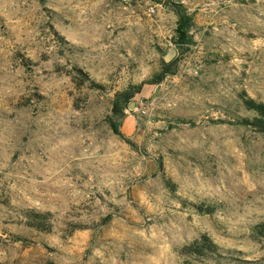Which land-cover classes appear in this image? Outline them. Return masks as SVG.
<instances>
[{"label": "rangeland", "instance_id": "rangeland-1", "mask_svg": "<svg viewBox=\"0 0 264 264\" xmlns=\"http://www.w3.org/2000/svg\"><path fill=\"white\" fill-rule=\"evenodd\" d=\"M241 96L264 102V0H0V264H264ZM203 234L219 256L181 251Z\"/></svg>", "mask_w": 264, "mask_h": 264}, {"label": "trees", "instance_id": "trees-1", "mask_svg": "<svg viewBox=\"0 0 264 264\" xmlns=\"http://www.w3.org/2000/svg\"><path fill=\"white\" fill-rule=\"evenodd\" d=\"M190 26V19L186 15L179 13L176 33L179 40L184 43L188 39V28ZM162 71L155 76L156 83L160 82L166 74H168L172 68L174 60L169 62L162 61ZM241 105L243 109L248 112L246 116H239L236 122L239 124L246 125L253 128L258 132H264V102L256 101L249 96H241ZM113 131L116 134L122 136L121 132L116 128L114 123H111ZM49 212H36L30 211L27 216L25 223L27 226L36 228L38 230L50 231L52 222L49 219ZM73 228H70L71 231ZM256 232L264 237V220H261L256 225ZM182 252L194 255H214L219 256L221 251L218 244H216L209 236L203 234L199 238H196L192 242L182 247Z\"/></svg>", "mask_w": 264, "mask_h": 264}, {"label": "water", "instance_id": "water-1", "mask_svg": "<svg viewBox=\"0 0 264 264\" xmlns=\"http://www.w3.org/2000/svg\"><path fill=\"white\" fill-rule=\"evenodd\" d=\"M173 55H174V51H170L166 53L163 57L164 61L168 62L173 57ZM159 89H160V85H157L151 97H154L157 94Z\"/></svg>", "mask_w": 264, "mask_h": 264}, {"label": "built area", "instance_id": "built-area-1", "mask_svg": "<svg viewBox=\"0 0 264 264\" xmlns=\"http://www.w3.org/2000/svg\"><path fill=\"white\" fill-rule=\"evenodd\" d=\"M125 3H129L131 2L132 0H123ZM151 11H153V8H150Z\"/></svg>", "mask_w": 264, "mask_h": 264}]
</instances>
